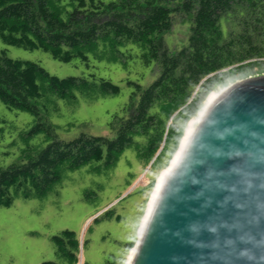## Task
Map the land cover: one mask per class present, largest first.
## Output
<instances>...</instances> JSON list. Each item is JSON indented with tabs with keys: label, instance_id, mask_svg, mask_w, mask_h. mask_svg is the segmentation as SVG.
Here are the masks:
<instances>
[{
	"label": "trees",
	"instance_id": "1",
	"mask_svg": "<svg viewBox=\"0 0 264 264\" xmlns=\"http://www.w3.org/2000/svg\"><path fill=\"white\" fill-rule=\"evenodd\" d=\"M185 23L190 24L188 43L172 50L165 35ZM0 39L41 49L62 62H88V52L102 40L115 47L136 43L144 63H154L159 72L147 87L134 83L126 115L115 116L110 124L114 138L81 134L66 142L40 114L36 101L45 96L41 80L64 99L76 98L75 89L84 93L101 87L118 93L120 87L94 75L60 78L38 63L0 52V100L9 109L37 116L31 133L47 131L53 137L36 155L0 168V207H9L15 194L47 192L64 166L112 165L132 145L143 161L154 160V165L168 145L171 152L177 148L184 128L214 90L264 69V0H0ZM53 239L58 256L78 264L77 234L64 230Z\"/></svg>",
	"mask_w": 264,
	"mask_h": 264
},
{
	"label": "rangeland",
	"instance_id": "2",
	"mask_svg": "<svg viewBox=\"0 0 264 264\" xmlns=\"http://www.w3.org/2000/svg\"><path fill=\"white\" fill-rule=\"evenodd\" d=\"M62 12L65 16V10ZM189 30V23L176 24L165 35L167 45L172 50L183 48L188 43ZM2 51L11 58L38 63L60 78L92 79L94 75L97 81L109 80L120 87L118 93L106 92L101 87L84 93L75 89L76 98L64 99L49 91L47 81L41 80L45 96L36 101L40 114L52 125L57 138L66 142L81 134L114 138L110 124L115 116L126 115L134 83L147 87L159 76L154 63H144L143 49L136 43L115 47L110 41H99L96 48L88 52V62L80 58L62 62L41 49L11 46L0 39ZM260 75H264V69L249 77ZM244 79L231 80L211 94L220 93ZM211 94L202 110L184 128L177 148L171 152L168 145L154 165L153 160L143 161L132 145L112 165L101 161L78 169L64 166L60 180L44 194L32 193L28 197L23 193L15 194L11 206L0 207V264H43L46 261L69 264L58 256L53 239L64 230L75 232L84 243L78 264H128L140 239L158 180L181 153L191 122L198 121ZM37 123L35 114L9 109L0 100V168L36 155L53 140L47 131L31 133Z\"/></svg>",
	"mask_w": 264,
	"mask_h": 264
},
{
	"label": "water",
	"instance_id": "3",
	"mask_svg": "<svg viewBox=\"0 0 264 264\" xmlns=\"http://www.w3.org/2000/svg\"><path fill=\"white\" fill-rule=\"evenodd\" d=\"M130 264H264V75L204 110Z\"/></svg>",
	"mask_w": 264,
	"mask_h": 264
},
{
	"label": "bare ground",
	"instance_id": "4",
	"mask_svg": "<svg viewBox=\"0 0 264 264\" xmlns=\"http://www.w3.org/2000/svg\"><path fill=\"white\" fill-rule=\"evenodd\" d=\"M218 95H219V93H213V94H211L209 100H208L207 103H206L205 109L207 108V106H209V104H211V102H213V101L215 100V98H217ZM205 109H204V110H205ZM204 110H203V112H204ZM203 112L201 113V115H200L198 121L200 120L201 116L203 115ZM198 121L193 120V121L191 122L190 127H189V129H188V132H187V134H186V137L184 138V141H183V145H182V148H181V150H182L181 153L178 154L179 156L176 158V160H175V162L172 164V166H171L170 168H168V169H167V170H166V171L160 176V178H159V180H158V183H157L156 190H155V192H154V194H153V198H152V200H151V202H150L149 210H148L146 216L144 217L143 227H142V230H141V232H140V235H141V233H142V231H143L145 225L147 224V222H148V220H149V218H150L151 212H152L153 207H154V205H155V202H156V200H157V198H158V196H159V194H160V191H161L162 186H163V184H164L165 178L167 177V175L170 173V171L172 170V168H173V167L175 166V164L177 163V161H178L179 157L181 156V154H182V152H183V150H184V148H185V146H186V144H187V142H188L190 136H191L192 133L194 132V130H195V126L197 125ZM195 122H196V123H195ZM135 248H136V247H135ZM134 254H135V249H134V252L131 254V256H130V258H129V262H128V264H130V263L132 262V260H133V258H134Z\"/></svg>",
	"mask_w": 264,
	"mask_h": 264
},
{
	"label": "crops",
	"instance_id": "5",
	"mask_svg": "<svg viewBox=\"0 0 264 264\" xmlns=\"http://www.w3.org/2000/svg\"><path fill=\"white\" fill-rule=\"evenodd\" d=\"M150 206V205H149ZM149 210V209H148ZM147 214V213H146Z\"/></svg>",
	"mask_w": 264,
	"mask_h": 264
}]
</instances>
